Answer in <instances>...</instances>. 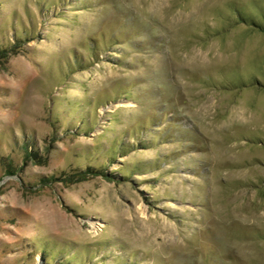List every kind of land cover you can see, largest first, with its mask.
Segmentation results:
<instances>
[{
  "label": "rangeland",
  "instance_id": "1",
  "mask_svg": "<svg viewBox=\"0 0 264 264\" xmlns=\"http://www.w3.org/2000/svg\"><path fill=\"white\" fill-rule=\"evenodd\" d=\"M259 9L0 0V264H264Z\"/></svg>",
  "mask_w": 264,
  "mask_h": 264
},
{
  "label": "trees",
  "instance_id": "2",
  "mask_svg": "<svg viewBox=\"0 0 264 264\" xmlns=\"http://www.w3.org/2000/svg\"><path fill=\"white\" fill-rule=\"evenodd\" d=\"M236 14H237V18H236V21L238 22H246V21H251V25H253L254 27L256 28H259V29H263L264 31V10H257V13L253 14V15H245L241 12V10H237L236 11ZM89 172L91 173L92 172V169L88 168V170H85V172ZM81 175V174H80ZM81 179H85L84 177H82Z\"/></svg>",
  "mask_w": 264,
  "mask_h": 264
}]
</instances>
